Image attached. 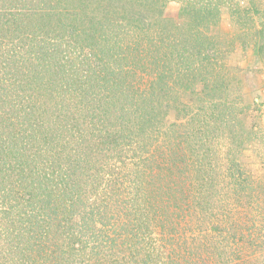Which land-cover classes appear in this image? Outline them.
I'll return each instance as SVG.
<instances>
[{
	"label": "rangeland",
	"instance_id": "rangeland-1",
	"mask_svg": "<svg viewBox=\"0 0 264 264\" xmlns=\"http://www.w3.org/2000/svg\"><path fill=\"white\" fill-rule=\"evenodd\" d=\"M0 86V264L48 160L62 263L264 264V0H0Z\"/></svg>",
	"mask_w": 264,
	"mask_h": 264
},
{
	"label": "trees",
	"instance_id": "trees-1",
	"mask_svg": "<svg viewBox=\"0 0 264 264\" xmlns=\"http://www.w3.org/2000/svg\"><path fill=\"white\" fill-rule=\"evenodd\" d=\"M28 69H29V67H28ZM28 69L22 70V72H21L22 76H23V74L26 76L30 75ZM13 73H15V72H13ZM15 76H17V75H15ZM30 79H32V76H30ZM1 87L2 86H0V88ZM4 91H5V89H4ZM58 96L60 97L61 100L65 101V103L68 100L77 103V100L80 102L79 99L83 98V96L81 94H79L75 91L69 92L68 90H66L63 94H58ZM69 107L70 106L68 105V103H66V105H64V108H65L64 110L67 111V109H68L70 117H72L75 121L78 120L79 117L77 116V112L72 111ZM79 108L82 109L81 105L79 106ZM65 117L69 118V116L66 113H65ZM72 126H74V125H72ZM32 131H35V130L33 129ZM70 131H72V130L70 129ZM71 166L72 165L70 164V167ZM21 170L25 171L24 169H21ZM31 170H32L31 171L32 180H33V182L36 183V184L33 183L32 187L38 188V189H37L36 193H34V192H32V194L30 193L31 196H29L28 199L34 200V197L41 196V195H50V199L48 200L47 205L41 204V206H43V207L39 206L35 202V203H31L28 210L25 209L23 211H20L18 214L19 215L21 214L25 219L21 220L20 227H18V228L13 227L14 230H11V231H14V235L11 238L10 237L11 233H10L8 236V240L11 243V242H15L13 240H15V238H17V240H18L17 244L26 245V246L22 247L23 254L21 257L17 258V260H16L17 264H22V263H25V264H65V263H62V259L64 261L63 256L65 255L68 258V257H70L71 253L69 251H63L62 250V253L60 256L54 257V250H52V249L48 250V248L50 247V246H48L49 245L48 241L50 240L51 236L56 234L57 231H60L63 229L65 230L66 228L68 231H69V228H71V230L69 231L70 232L69 237H73V235L79 234L80 229H81L80 227L82 225L79 224L78 227H75V224H73L70 226V222H69L70 217H71L70 209L67 208L66 204L62 205L59 202H57V203H54L53 206L51 207V209L54 212V213H51V215L52 216L55 215L54 223L58 224L57 225L58 228L53 233V231H51V227H50L51 224L53 223V221L50 222V220H49L50 216L48 214V211H46L45 206L50 207V204H51L50 202L52 199L57 201V200L62 199L64 196H66V193L67 194L73 193V190H75V189H73L72 186L76 185V184L73 183L72 176L75 175V173L73 171H71L69 168L64 169L63 164L61 162L60 163L58 162L56 164V163H54V161H50V160H48L47 163L42 162L41 164L35 166ZM22 171H21V174H23ZM74 171H76V169H74ZM21 177L24 178V175ZM19 185H22V184H19ZM55 186H56V188H54ZM61 189H62L63 193L60 192ZM55 192H56V196H57V197H55L56 199L52 198ZM17 193H18L17 194L18 196L19 195L21 196V194L23 192L17 191ZM23 197H24V193L21 196V198H23ZM8 198H11V197H8L7 194H3L0 197V215H3L5 213L9 212L11 210V208L13 209L16 207V204H10V206L7 205V203H9V202H6V199H8ZM62 202L65 203V201H62ZM59 208L62 209L61 215H60L61 211ZM82 230H83V228H82ZM107 236H108V238H112L111 240L115 239V237H110V235H107ZM32 239H33V243H31V247L27 246V243ZM44 239H46V240L43 241ZM38 240L42 241V242H40L38 245H36ZM9 241H7L8 244H9ZM25 247H26V249H25ZM75 250H77V249L72 250V254L75 253ZM35 251L39 252V254L36 253V255H39L37 259L35 257ZM51 262H53V263H51ZM89 262H88V260H86V258L82 259V264H92L90 259H89Z\"/></svg>",
	"mask_w": 264,
	"mask_h": 264
}]
</instances>
